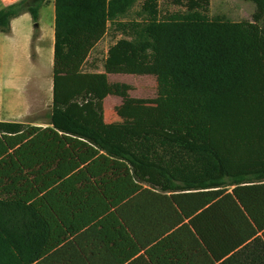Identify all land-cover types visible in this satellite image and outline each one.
Here are the masks:
<instances>
[{"label":"trees","instance_id":"trees-1","mask_svg":"<svg viewBox=\"0 0 264 264\" xmlns=\"http://www.w3.org/2000/svg\"><path fill=\"white\" fill-rule=\"evenodd\" d=\"M32 1L0 32L37 23ZM245 1L252 21L210 0H55L50 126L0 122V264H264V0ZM114 74L157 80L130 124L105 120Z\"/></svg>","mask_w":264,"mask_h":264},{"label":"crops","instance_id":"crops-1","mask_svg":"<svg viewBox=\"0 0 264 264\" xmlns=\"http://www.w3.org/2000/svg\"><path fill=\"white\" fill-rule=\"evenodd\" d=\"M20 1L0 0V10ZM227 1L230 9L247 10L244 21L253 20L256 11L253 2L221 0V3L227 6ZM45 14H49V19H45ZM55 23V0H48L40 9L37 23L30 13H25L11 21L9 33L0 32V122L50 126V119L34 118H50L52 114ZM31 90L37 94L23 95Z\"/></svg>","mask_w":264,"mask_h":264},{"label":"rangeland","instance_id":"rangeland-1","mask_svg":"<svg viewBox=\"0 0 264 264\" xmlns=\"http://www.w3.org/2000/svg\"><path fill=\"white\" fill-rule=\"evenodd\" d=\"M228 5L221 3V0H212V6L208 15L210 17H224L228 20L244 21L247 17L246 11H239L240 7L230 9ZM141 4H136L130 12L122 18L124 21H143L145 14H142ZM162 15L167 12H175L182 10L177 6H171L162 3L160 5ZM251 13V12H250ZM45 19H49V14H45ZM123 35L116 31L114 27H110L107 35L96 46L90 55L87 69L89 71H104V62L107 57L109 48ZM33 76V75H32ZM36 78V76H35ZM36 78L34 82H37ZM109 82L112 86V94L104 101L105 120L111 124H130L133 122L134 106L136 104L152 105L158 97V84L154 76H139V75H125L114 74L109 75ZM36 91L25 92L23 95H35ZM32 119V118H31ZM43 121H49L47 118H34Z\"/></svg>","mask_w":264,"mask_h":264},{"label":"water","instance_id":"water-1","mask_svg":"<svg viewBox=\"0 0 264 264\" xmlns=\"http://www.w3.org/2000/svg\"><path fill=\"white\" fill-rule=\"evenodd\" d=\"M35 0H33L30 4H32Z\"/></svg>","mask_w":264,"mask_h":264}]
</instances>
